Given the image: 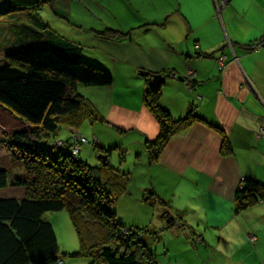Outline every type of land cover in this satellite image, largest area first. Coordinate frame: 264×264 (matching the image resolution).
Listing matches in <instances>:
<instances>
[{
  "label": "crops",
  "instance_id": "crops-1",
  "mask_svg": "<svg viewBox=\"0 0 264 264\" xmlns=\"http://www.w3.org/2000/svg\"><path fill=\"white\" fill-rule=\"evenodd\" d=\"M148 1L159 4L155 10L145 8ZM71 2L59 0L54 8L61 6L68 11ZM124 2L130 5L128 16L132 13L133 21H109L105 27L114 35L107 36L97 27V36L85 39L97 52L94 64L108 70L114 77L111 86H121L123 91L117 101L120 107L110 114L116 111L114 123L136 133L140 144L136 147L132 141L123 152L134 153L139 166L147 164L142 177L148 182L150 179L153 183L156 172L164 178L184 180L187 184L183 194L195 201L196 209L222 216L216 219L222 227L213 240L219 241L218 251L210 257L219 256L221 264H231L225 256V245L231 243L230 236L237 231L244 244L253 249L249 251L254 256L252 263L264 264V198L242 213L235 211V195L245 180L264 184V46L258 50L247 48L250 43L264 42V0H110L109 5L114 10ZM72 41L79 45L83 57L86 45ZM192 71L195 77L190 78ZM152 75L163 76L160 86L150 85ZM131 89L134 94L129 93ZM153 89L159 91L157 105L174 120L193 117L186 129L167 141L157 161L149 159L146 146L162 130L150 108L152 99L146 97ZM95 138L100 147H112L98 134ZM132 183L129 180L127 187ZM143 188L139 195L146 196L148 190H153L166 208L157 210L154 223L148 227L159 223L164 235H188L189 239L191 230L181 217L188 210H178L166 200L167 194H173L172 184L157 187L147 183ZM8 190H2L0 196H11L14 191ZM126 193L129 195V191ZM177 202H181L179 196ZM163 210H171L175 224L167 223L168 216H158ZM252 212H256L254 216ZM177 223L186 230H179ZM227 249L231 252L232 248ZM165 252L164 258L159 257L162 264L169 257L168 248ZM201 257L205 258L204 254ZM69 260L67 264H89L83 258ZM156 264H160L158 259Z\"/></svg>",
  "mask_w": 264,
  "mask_h": 264
},
{
  "label": "trees",
  "instance_id": "trees-1",
  "mask_svg": "<svg viewBox=\"0 0 264 264\" xmlns=\"http://www.w3.org/2000/svg\"><path fill=\"white\" fill-rule=\"evenodd\" d=\"M47 1L54 7L56 0H0V14H12L7 17L12 19V38L0 41L5 42L0 52H6V64L0 66V109L33 129L0 134V146L23 151L30 159L25 164L12 158L26 168L25 175H11L0 168V191H24L18 197L0 196V264H60V260L67 264L70 260L66 257L86 258L89 264H156L150 243L144 240L146 232L129 228L115 209V201L126 192L129 180L123 174L121 182L103 178L100 170H113L109 164L91 167L79 159L80 153L71 154L70 140L63 141V148L58 146L60 140L51 139L65 127L64 122L78 125L71 120L87 103L74 92L77 87H108L114 77L85 60L79 45L50 29L40 15ZM19 19L22 26L17 25ZM29 38L36 41H24ZM14 40L21 42L11 45ZM257 42L250 43L248 50H255ZM146 97L152 98L150 106L163 131L157 144H146L150 160L157 161L167 141L186 129L193 117L174 120L157 105L158 90ZM31 165L35 166L30 169ZM146 195V203L160 198L153 190ZM155 195L159 198L152 197ZM263 198L264 184L247 179L236 192L235 211L242 213ZM64 210L81 245L80 251L71 254L61 253L54 226L46 216ZM152 233L158 239L159 232Z\"/></svg>",
  "mask_w": 264,
  "mask_h": 264
},
{
  "label": "rangeland",
  "instance_id": "rangeland-1",
  "mask_svg": "<svg viewBox=\"0 0 264 264\" xmlns=\"http://www.w3.org/2000/svg\"><path fill=\"white\" fill-rule=\"evenodd\" d=\"M57 1V3H54V6L55 4L58 5L59 0ZM62 1L66 3L68 0ZM70 1L72 2L70 3L71 6L70 8H68V11H66L64 7L61 6L58 9H55L51 5V3L47 1L46 3H44L45 5H42L43 9L40 11V15L43 21H45V23L53 32L57 33L58 35L67 37L70 40H76V42L78 43H84L86 45L83 56L85 60L92 59L93 61L94 55L97 53L95 50H92L90 48L88 44L89 41L85 40L86 38L90 39L91 37H93L92 35L97 36L94 33L95 28H101V32L108 34L107 36L114 35L112 31H109V29L105 27L107 24H109V21L113 23L116 22V19L118 20L119 18L123 19V22H126L125 20L129 19L133 15L131 13V16H128V14L130 13V7L128 6L130 5L126 2L122 3L121 5L115 7L114 10H112V7L109 5L110 0ZM158 4L159 2L148 1L145 8H151L155 10ZM166 4L169 5V2H166ZM10 15L12 14L8 12L0 14V41H5L8 38H12V30L10 26L12 19L7 18ZM21 20H18V26H22L24 24L21 23ZM130 20L133 21L132 18H130ZM101 32L99 33L101 36H103ZM20 42L21 40H17L15 41V44L11 45H18ZM4 43L5 42H0V46ZM256 46L257 47H255V50H258L259 41L257 42ZM262 46H264V44H262ZM5 55L6 52H0V66L6 64ZM106 59L109 62V58L107 56ZM93 62L97 63L95 61ZM192 73L193 74L190 76V78L195 77V73L193 71ZM120 87L121 86H80L79 88H77L78 91L74 92L82 96L87 103V105L85 104V109H82L80 114H77L71 120L78 121V125L72 126L68 122H64L66 123L65 127L62 128L51 139L53 140L55 138L57 140H60L61 142L58 143V146L61 145L63 148H65L66 146L65 141L70 140L71 144H73L71 154L78 156L80 153L79 159H81L91 167L101 168L103 165L107 166V164H109L113 170L120 172L113 174V172H115L113 170H109V172L100 170L103 178H109L121 182L123 179V174L126 180L128 179L130 180V182H133L132 185L130 187H127L128 189H126V191H129V195L126 192V194L121 195V193L120 195H118L117 200L115 201V209L118 211L119 219L129 228H140L142 229V231L146 232L144 240L145 242L150 243L149 250L151 253H153L154 256H156V258L158 259V263L162 264L163 261H160L159 257L164 258L166 255L165 249L168 248L169 257L168 260L163 264H221V258L219 259V256H215L213 258L210 256L218 251L217 247L219 241L217 240L215 242L213 240L215 239V237L219 236V232L222 227L216 224V219L222 216H216L212 214L208 215L207 212H205L203 209H196L197 206L195 201L190 196H188V198H185L183 194L184 188H186L185 185L187 184V182L185 183L184 180H175L174 178L171 179L170 177L164 178L156 172V177L153 179V183L150 179L148 182L147 179H144L142 177V174L145 175V173H143V170L147 169V164L144 162L139 166V162L137 160L138 157L134 156V153L126 155L123 152L124 150L129 149L130 142L135 141L136 147H138L139 142L138 140H136V133L125 129L122 126H117L114 123L116 119V111H114L113 114H110L113 109L118 108L121 105L117 103L118 99H120L121 97L120 95H122L123 93ZM129 93L134 94V91L131 89L129 90ZM151 103H153V101H151ZM154 116L157 118L155 114ZM23 129H27V131L29 132H32L33 130L32 128H27V126L19 121L16 117H13L12 115L7 114L5 113V111L0 109V134H3L5 132L11 133ZM95 134H98V136L100 137L99 139H103L104 142H110L112 147L109 149L100 147L101 145L98 142V139L95 138ZM162 134L163 131L161 130L155 140L148 141L147 143L151 145L157 144L160 139H162ZM35 140H38L37 137L33 139V141ZM81 145L84 146L83 150ZM75 148L77 149L74 150ZM11 150L12 149L6 148L5 146H0V168L7 169L8 171H10L11 175H25L26 168H23L21 166V163L17 165L12 158L17 157L18 162L28 164V162H30L28 154L23 151ZM105 150L109 151L111 153V156L107 155V159L104 160V156H102V154H105ZM161 152L159 151L160 155ZM101 156L103 159H101ZM24 157H26L27 159H25ZM145 158H147V156H145ZM33 166L31 165L30 169ZM136 166H138V168ZM134 175L136 178L131 179V177ZM29 178L32 179V175H30ZM185 178L188 179L187 176ZM147 183L157 187L166 183L167 185L172 184L173 194L172 196L167 194L166 200L171 201L172 204L170 205L178 210H182L185 208L188 210L189 213L185 214L183 212L184 214L181 213V217H183L184 221L187 223V228L191 230V233L189 235L190 240L187 238L188 235H184V237L164 235L165 232H163V226H160L159 223V226L153 225L151 227H148V224L150 222L154 223V215L155 213H157V210L159 208H166L161 198L156 195L152 197L159 198V200L153 199V201H150L149 203H146L144 201L145 198H148L147 195H139V190L141 189V187H144V190ZM112 189L114 193H117L116 188ZM15 192L17 193L11 192V197H14V194H16V197H18V195H24L23 190ZM178 196L181 202H177ZM194 210L196 211V213H194ZM252 213L254 216L256 212ZM46 216L54 226L55 232L58 237L61 253L65 252L71 254L80 251L81 245L79 235L73 225L68 211L64 210L61 212L49 213ZM158 216H168L167 223L168 220L170 221L171 216L174 217V215H171V210L159 211ZM172 223L175 224V221H173ZM177 227L181 231L186 230L185 226H182L178 223ZM231 227L234 226L232 225ZM151 228H157L156 231L159 232L158 239H156L154 234L152 233L155 230ZM230 238L231 243L229 244V241L225 245V256L229 258L230 263L253 264L252 262L254 260V256L253 254H251V252L249 254V251H251L252 249L250 245L244 244L242 236L238 234L237 231H235L230 236ZM201 239H204V241H201ZM186 240L189 241L188 244L185 242ZM200 241L204 244H209L208 246H202L200 245ZM212 241L213 243H210ZM194 246H196V248H194ZM236 246H240V248L237 250ZM227 247L232 248L231 252L227 251ZM246 247L248 248V250H246ZM210 249H214V252L211 253ZM254 249L257 256L259 254V251L256 247ZM221 252L222 251L219 250V253ZM201 254H204L205 258H202ZM70 258L71 257H66V259ZM77 258H73L71 260H77ZM85 260L87 259L85 258ZM60 262L63 261L60 260ZM51 264H57V262H53ZM222 264L226 263L223 262Z\"/></svg>",
  "mask_w": 264,
  "mask_h": 264
},
{
  "label": "water",
  "instance_id": "water-1",
  "mask_svg": "<svg viewBox=\"0 0 264 264\" xmlns=\"http://www.w3.org/2000/svg\"><path fill=\"white\" fill-rule=\"evenodd\" d=\"M163 79L164 78L162 75H152L151 79H150V81H151L150 85L152 87H158L162 84ZM102 156H104V160L107 159V155L102 154ZM102 156H101V159H103ZM173 219H174V217H173ZM168 223H170V221H168Z\"/></svg>",
  "mask_w": 264,
  "mask_h": 264
},
{
  "label": "built area",
  "instance_id": "built-area-1",
  "mask_svg": "<svg viewBox=\"0 0 264 264\" xmlns=\"http://www.w3.org/2000/svg\"><path fill=\"white\" fill-rule=\"evenodd\" d=\"M262 44H264L263 40L259 41V48L262 46ZM60 144H62V143H60ZM59 146H61V145H59ZM76 149L77 148H75L74 150H76ZM60 264H64V262H60Z\"/></svg>",
  "mask_w": 264,
  "mask_h": 264
},
{
  "label": "bare ground",
  "instance_id": "bare-ground-1",
  "mask_svg": "<svg viewBox=\"0 0 264 264\" xmlns=\"http://www.w3.org/2000/svg\"><path fill=\"white\" fill-rule=\"evenodd\" d=\"M173 221H175V218L173 219V217H170V223L169 224H171Z\"/></svg>",
  "mask_w": 264,
  "mask_h": 264
},
{
  "label": "flooded vegetation",
  "instance_id": "flooded-vegetation-1",
  "mask_svg": "<svg viewBox=\"0 0 264 264\" xmlns=\"http://www.w3.org/2000/svg\"><path fill=\"white\" fill-rule=\"evenodd\" d=\"M149 90H152V88L149 87ZM154 90V89H153Z\"/></svg>",
  "mask_w": 264,
  "mask_h": 264
}]
</instances>
